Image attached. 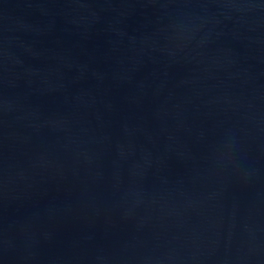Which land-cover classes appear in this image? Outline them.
Instances as JSON below:
<instances>
[{
    "label": "water",
    "instance_id": "water-1",
    "mask_svg": "<svg viewBox=\"0 0 264 264\" xmlns=\"http://www.w3.org/2000/svg\"><path fill=\"white\" fill-rule=\"evenodd\" d=\"M0 264H264V0H0Z\"/></svg>",
    "mask_w": 264,
    "mask_h": 264
}]
</instances>
